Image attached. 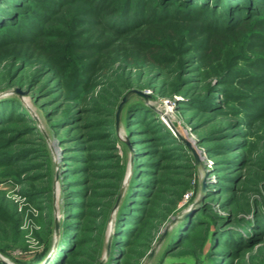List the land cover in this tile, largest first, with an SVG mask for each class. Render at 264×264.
I'll return each instance as SVG.
<instances>
[{"label": "trees", "instance_id": "16d2710c", "mask_svg": "<svg viewBox=\"0 0 264 264\" xmlns=\"http://www.w3.org/2000/svg\"><path fill=\"white\" fill-rule=\"evenodd\" d=\"M29 67L22 83L31 90L41 86L38 96L51 98V116L59 118L60 128H69L64 140L70 148L90 150L70 157L79 165L68 169V176H84L67 181L66 220L46 264L98 262L103 224L118 201L125 173L112 150L120 140L116 113L133 85V70L140 77L148 70L154 83L161 79L162 94L183 93V104L205 118L197 127L227 118L203 135L214 142L210 151L215 155L232 154L217 161L222 171L264 167V0H0L3 82L13 84ZM29 120L16 96L0 101V166L18 178L25 170L22 160L32 158L34 149L12 150L30 143L25 136L34 125ZM126 124L136 156L105 264L142 263L189 189L177 175L195 168L144 103L129 106ZM239 178L223 175L205 199L235 192ZM7 214L0 205L1 224L15 216ZM252 216H221L203 201L167 233L164 254L191 255L195 264H264V197ZM209 239L211 248L204 254ZM40 258L33 264H43Z\"/></svg>", "mask_w": 264, "mask_h": 264}, {"label": "rangeland", "instance_id": "374dc122", "mask_svg": "<svg viewBox=\"0 0 264 264\" xmlns=\"http://www.w3.org/2000/svg\"><path fill=\"white\" fill-rule=\"evenodd\" d=\"M29 72H31V67L21 72L13 84L6 85L5 81L3 82L4 72L0 68V101L12 96L19 98L22 103V110L26 111L31 117L29 122L34 125L33 132L25 136L30 143L17 146L12 150L15 154L23 146L34 149L32 158L21 162L24 165L22 168L25 169L22 172V178H18V175L9 174L6 168L0 166V205L5 213H8L7 215L13 213L15 215L9 216L10 218H8L6 224L0 223V227L2 226L1 228L4 229L2 232L0 228V258L5 260L7 264H33L39 256H42L40 263L44 262L45 254L50 251L53 242H57L60 238V233L59 235L56 234V222L59 221L61 227V223L66 220L64 197L67 181L80 179L79 177L84 176V174L68 176L66 171L77 168L79 165L77 161L71 160L70 157L84 156L90 151L82 152L77 148H70L72 144L68 140H64L67 137L69 128L57 126L59 118L51 116L55 108V105L49 102L51 98L49 96H38L40 95L41 86L31 90L26 87L25 83H22V75L27 76ZM130 75L133 85L126 90L125 94L132 89H138L148 94L149 97L144 98L138 94H133L123 106L118 118L116 113V128L120 140H116V147L112 150V153L120 155L121 164L125 166V173L120 183L122 185L119 193V195L122 193L120 200L129 186L136 156V148L131 145L128 136L126 116L130 105L144 103L154 111L160 123L178 139V142H174L173 145L179 143V148H182L183 152L189 157L187 164L195 167L191 170L184 169V171H189L188 175H177L178 178L188 181L189 189L183 194L177 209L168 215L162 226V235L159 239L165 231L171 234L177 222L194 212L203 201L210 203L214 211L221 216L233 212L237 217L252 219V210L256 201L262 200L264 197V167H248L232 170V172H224L222 166L217 165V161L232 154L215 155L210 151V147L214 145V142L203 139V135L208 130L217 127L223 119L227 118L221 117L208 126L197 127L205 118L202 119L195 110L189 109L186 104H183V93H177L174 96L162 94L159 90L161 79H157L155 83L151 82V75L148 70H144L142 77L138 75L136 70L130 72ZM182 138L189 141L192 148L197 152L201 160L200 165L197 163L194 153ZM145 159L142 157L139 160L140 165H145ZM185 161L186 159L181 160L179 163ZM235 174L240 175L239 182L234 185L235 192L220 193L214 198L205 199L206 194L212 193L217 188L216 184H218V181L220 182L223 175L232 177ZM146 179L149 178L146 177ZM103 180L104 182H111L110 179ZM113 180L116 181L114 178ZM203 182L206 185L204 191L202 189ZM218 191L219 189L216 190V193ZM29 192H32L36 197L39 195H44V197L32 198L33 195H29ZM188 193L190 198L185 200L184 197ZM232 196H235V203L233 205L228 204L226 205L227 208H223L221 203ZM120 200L112 208L109 217L103 224L100 235L102 247L97 255L98 262H94V264H105L110 255ZM15 219H19L17 226L12 227L11 224H15ZM232 227L238 229L236 224ZM167 233L148 264H195V260L191 255L185 256L177 254V252L175 254H164L168 242ZM88 235L94 236L93 233ZM75 236L76 234H73V238ZM159 239L153 243L152 248L141 264H146ZM211 244L212 240L209 239L204 248V254L209 251ZM262 247L264 250V244ZM204 254L202 259H205ZM81 258L83 257L78 259ZM203 263L205 264V262Z\"/></svg>", "mask_w": 264, "mask_h": 264}, {"label": "water", "instance_id": "95a60500", "mask_svg": "<svg viewBox=\"0 0 264 264\" xmlns=\"http://www.w3.org/2000/svg\"><path fill=\"white\" fill-rule=\"evenodd\" d=\"M133 94H138V95H140V96H142V97H144V98H148V97H149L148 94H146L145 92H143V91H141V90H138V89H132V90L128 91V92L124 95V97H123V99H122V101H121V103H120V105H119V107H118V110H117V118L119 117V113H120V111L122 110L123 106L125 105V103L129 100V98H130ZM180 137H181V136H180ZM182 140L188 145V147H189V148L191 149V151L194 153L195 159H196L197 163L200 165V163H201L200 157H199V155L197 154V152L192 148L190 142L187 141V140L184 139V138H182ZM205 188H206V185H205V182H203V185H202V189H203V191L205 190ZM121 196H122V193L119 195V199H118V201L120 200ZM117 204H118V203H117ZM55 230H56V234L59 235V233H60V223H59V221L56 222V228H55ZM166 233H167V231L164 232V235L159 239L157 245L152 249V251H151V253H150V255H149L148 259H147L146 264H148V263L152 260L154 254H155V252H156L157 247L161 244V242H162V240L164 239ZM56 245H57V242L54 243V246H53L52 251H51V252L45 257L43 264H46V263H48V262L50 261V259L52 258V255H53V251H54V249L56 248ZM0 262L7 264V262H6L5 260L1 259V258H0ZM101 264H102V263H101Z\"/></svg>", "mask_w": 264, "mask_h": 264}, {"label": "built area", "instance_id": "2783aa9c", "mask_svg": "<svg viewBox=\"0 0 264 264\" xmlns=\"http://www.w3.org/2000/svg\"><path fill=\"white\" fill-rule=\"evenodd\" d=\"M184 198H185V200H188L190 198V194L189 193L186 194Z\"/></svg>", "mask_w": 264, "mask_h": 264}]
</instances>
